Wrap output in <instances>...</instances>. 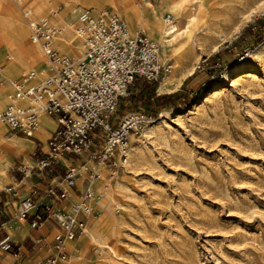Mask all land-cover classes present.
<instances>
[{"label": "rangeland", "instance_id": "374dc122", "mask_svg": "<svg viewBox=\"0 0 264 264\" xmlns=\"http://www.w3.org/2000/svg\"><path fill=\"white\" fill-rule=\"evenodd\" d=\"M260 4L264 0L194 1L206 13L195 25L194 43L184 39V54L166 61L176 64V81H182L178 90L160 93L164 80L156 85L139 81L121 102L114 127L127 116L145 113L153 116L156 135L143 137V130L129 140L130 154L137 148L141 156L131 172L125 174L130 160L113 181L114 171L101 168L111 185L121 180L123 186L111 204L115 219L104 218L101 224L109 248L92 243L85 264H264V66L239 69L264 43ZM60 8L65 6L58 1L52 12ZM102 10L119 16L109 6ZM158 14L162 22L168 14L174 17ZM218 34L228 39L221 42ZM26 45L31 46L29 38ZM15 51L13 43L5 47L0 41V61ZM145 86L156 97L170 99L142 96ZM62 159L65 169L84 171L85 177L96 166L87 156ZM78 181L74 203L87 182L81 189ZM97 208L96 203L95 216Z\"/></svg>", "mask_w": 264, "mask_h": 264}, {"label": "built area", "instance_id": "2783aa9c", "mask_svg": "<svg viewBox=\"0 0 264 264\" xmlns=\"http://www.w3.org/2000/svg\"><path fill=\"white\" fill-rule=\"evenodd\" d=\"M62 8L58 9L57 13ZM170 15L166 16L169 21ZM264 19V15L261 17ZM77 33L83 40L85 55L78 63L60 56L53 47V38L59 30L44 22L31 24L33 45H40L43 54L54 66L55 74L42 83H34L35 73L24 76L16 86L12 97L13 105L0 113V124L9 127L16 135L34 138L39 128L41 116L54 118L58 129L48 140L47 152L39 162L38 171L58 166L61 157L87 156L95 169L86 170L87 187L77 196L78 202L68 201L66 189H52L48 196L53 205L44 206L40 213L32 197L20 202L17 218L32 217V227L39 228L48 218H54L61 229V235L52 243L54 254L50 259L38 264H57L65 261L68 241L79 239L86 228L90 216L95 214L94 192L91 185L99 179L101 168L117 172L129 161L130 135H139L154 118L145 113H135L123 118L114 127V117L121 102L129 96L131 89L139 82L160 84L169 73L160 61L159 46L146 35L139 34L134 39L127 37V23L117 14L106 10L94 14L83 11L79 17ZM30 102L25 107L16 108L18 101ZM59 157V158H58ZM79 170L66 169L63 182L73 191L77 187ZM9 188L6 194L12 193ZM37 193L34 192V196ZM63 204L65 206H63ZM5 211H0V250L5 253L15 251L11 237L5 232Z\"/></svg>", "mask_w": 264, "mask_h": 264}, {"label": "bare ground", "instance_id": "6f19581e", "mask_svg": "<svg viewBox=\"0 0 264 264\" xmlns=\"http://www.w3.org/2000/svg\"><path fill=\"white\" fill-rule=\"evenodd\" d=\"M58 1L63 3L65 9L59 13L52 12ZM155 1L156 0H0V41L5 47L8 42L16 46L13 57L8 56V60L3 58L0 61V99L2 100L0 108L13 105L11 98L16 94L15 91L18 84L16 81L22 73L34 72L36 76L34 83L36 84L44 82L55 74L54 66L43 54L40 45H33L32 43L31 46L26 45L28 38L30 39L32 35V23L44 22L48 26H53L59 30L53 38V47L59 52L60 56L72 59L75 63L83 59L86 49L83 40L77 33L78 27L80 26L79 17L83 11H86H80L82 7L93 9L91 11L94 14L104 11L102 9L107 6L114 8L120 18L127 23V37L129 39H134L135 36L142 33L146 34L147 38H150L149 40L154 43H157L153 41L154 39L159 41L162 45L161 52V47L159 43H157L159 46L160 61L162 63L165 59V64H163L164 62L162 64L169 70L168 75H166L163 83L160 85L159 92H172L179 88L182 81H176V73L178 72L176 64L170 67L169 65L167 66L166 61L173 60L184 54V49L187 45L186 42H183L184 39H190V42L194 43L195 25L197 21L203 19L206 13L204 14L203 11L204 6L194 5V1L196 0H165L163 4H154ZM117 6H121L122 9H118ZM260 9L264 10V4L260 6ZM23 10H25V13L23 17H21L24 18L25 21L20 18L19 14ZM158 11L161 13L167 11L173 14L174 17L172 19L170 15L171 18L169 21L164 19V22H162V18L158 14ZM25 22H30L28 29L25 26ZM132 36H134V38ZM226 39L228 38H226L225 35L218 34L219 41L224 42ZM195 41L197 42V40ZM78 55L81 57H78ZM248 57L249 58L239 67L243 72L247 71L249 68H253V65L264 66V43ZM189 73L191 72L187 71L183 73L182 76L186 77ZM2 79L7 80L9 85H4L1 81ZM28 104H30V102L24 99L19 101L18 105L16 104L17 106L15 105V107L18 108L19 105L26 106ZM3 111L1 110V112ZM42 120L43 116L40 117L39 122ZM49 127L55 130V124L53 122L49 124ZM0 128L2 129L1 124ZM5 129L6 128H4V130ZM154 134V127L147 125L144 128L143 137L154 136ZM35 136L38 137L37 135ZM129 140L130 143L134 142V136L130 135ZM1 141H3V139H1ZM131 152L132 153L129 155L130 161L129 164L126 165L127 169L125 170V174L133 170L136 164L139 163L141 157H139L140 154L137 148H131ZM31 166L32 163L27 162V167L30 168ZM84 174V171H79L78 180L80 178V181H86ZM107 175V171L100 169L99 179L94 181L91 185V189L94 192V202L98 205L96 213L101 219L99 220V217L97 218L95 215L90 216L89 222L83 231L82 240L89 239L90 242L95 244L98 248L108 250L109 243L107 242L101 224L104 218H109V220L115 219L113 218L114 215L113 217L111 215V204L116 201V191L123 185L121 180L111 185L110 182L107 181V179L109 180ZM86 177L88 179V175ZM65 189L68 191L69 201L75 195L67 187H65ZM69 242L71 241H68L67 245L73 247L74 244Z\"/></svg>", "mask_w": 264, "mask_h": 264}, {"label": "crops", "instance_id": "0c3cea01", "mask_svg": "<svg viewBox=\"0 0 264 264\" xmlns=\"http://www.w3.org/2000/svg\"><path fill=\"white\" fill-rule=\"evenodd\" d=\"M14 96L15 94L12 97ZM169 96H165L161 102L169 100ZM18 103L19 101L16 104L18 105ZM8 106L1 107L0 112ZM21 107L25 106H18V108ZM51 122L55 124V130L49 127ZM39 123V130L35 134L38 137L35 136L34 138L13 134L8 126L1 124L0 141L1 139L3 141L0 143V211L6 212L4 229L11 237L15 251L5 253L0 250V264H38L41 260L50 259L54 254L52 243L61 235V229L54 218L46 219L44 225L39 228L32 227V217H28L26 220L17 218L21 201L32 197L39 212L43 213L44 206L54 204L52 197L48 196V192L52 189H65L63 178L66 172L65 168H68L65 159H61L58 166L55 165L42 172L37 170L39 162L44 159V154L47 152L48 140L58 129V124L54 118L43 116V120ZM67 159L74 160L72 158ZM71 160L69 162L72 163ZM77 161V163H81V161ZM27 162L32 163L30 168L27 167ZM85 180L87 181V177ZM86 181H80L79 178L78 183L81 184V189ZM85 184L86 188L87 182ZM9 188H12L13 191L6 194L5 191ZM34 192L37 193L35 196ZM68 202L74 203L70 199L64 204L66 205ZM64 204L63 206H65ZM52 210L57 211V205L54 204ZM1 222L3 221L0 220ZM2 237L3 234H0V239ZM69 243H73L74 246L66 245L65 251L68 258L65 261H59L57 264H85L91 254L92 243L90 240H82L81 236Z\"/></svg>", "mask_w": 264, "mask_h": 264}, {"label": "trees", "instance_id": "16d2710c", "mask_svg": "<svg viewBox=\"0 0 264 264\" xmlns=\"http://www.w3.org/2000/svg\"><path fill=\"white\" fill-rule=\"evenodd\" d=\"M149 94L150 100L154 99L156 101H162L165 99V96H161V97H156L155 95V90H150L147 86H145L142 90V96H144L145 94Z\"/></svg>", "mask_w": 264, "mask_h": 264}]
</instances>
